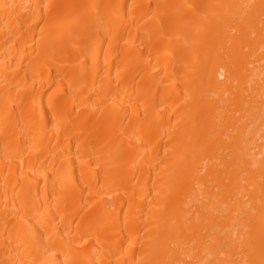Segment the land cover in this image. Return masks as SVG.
Listing matches in <instances>:
<instances>
[{"label":"bare ground","instance_id":"6f19581e","mask_svg":"<svg viewBox=\"0 0 264 264\" xmlns=\"http://www.w3.org/2000/svg\"><path fill=\"white\" fill-rule=\"evenodd\" d=\"M0 264H264V0H0Z\"/></svg>","mask_w":264,"mask_h":264}]
</instances>
